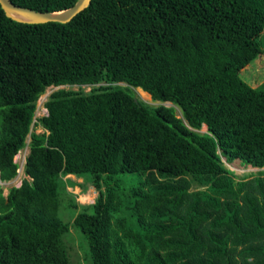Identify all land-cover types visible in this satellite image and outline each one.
<instances>
[{"label": "trees", "instance_id": "1", "mask_svg": "<svg viewBox=\"0 0 264 264\" xmlns=\"http://www.w3.org/2000/svg\"><path fill=\"white\" fill-rule=\"evenodd\" d=\"M263 53L264 0H92L37 24L0 6V181L29 136L21 184L0 186V264H69L71 227L92 264H264V173L237 178L222 160L264 167V84L240 75ZM149 67L162 78L135 76ZM63 85L77 90L50 92L34 121Z\"/></svg>", "mask_w": 264, "mask_h": 264}, {"label": "rangeland", "instance_id": "2", "mask_svg": "<svg viewBox=\"0 0 264 264\" xmlns=\"http://www.w3.org/2000/svg\"><path fill=\"white\" fill-rule=\"evenodd\" d=\"M178 53H180V55L182 56L186 55V52H183V51H180ZM148 65H151V63L148 62ZM146 69H147L146 71L135 70V76L142 77L143 79L151 81V82H156L162 78V74L157 72V70H155L154 68L149 67ZM240 75L251 86L256 87V86L263 85L264 84V53L261 55H258L244 69H242L240 71ZM168 81H172V80L169 79ZM121 84L124 85V83H121ZM57 88L77 90V86L75 85L47 87L37 101L34 121L36 118L46 114V109L44 107V101L47 95L50 92L56 90ZM82 88L84 91L87 92L90 90L91 87L82 86ZM133 92H134L135 98H140L151 105H157L160 103L158 101H152L150 94L148 93L147 95L143 93L144 91L139 87L134 88ZM163 104L171 105L168 102H165ZM176 113L178 115H181V111L177 107H176ZM205 128H206V125L203 126L201 130H204ZM36 132L41 133L42 129L40 127H37ZM28 143H29V136L26 139L25 146L15 156V160L19 165L17 175L10 181H4V182L0 181V186L3 189L4 195L7 194L8 189L10 187L20 185L22 179L25 177V175L23 174V166H24L25 157L29 150ZM222 160L224 161L226 167H228L230 170H232L235 173L237 178L250 177L258 173L259 171L264 173V167L263 168L252 167L251 165L241 162L238 158L234 159L231 162H226L224 157H222ZM123 176L124 175H121L120 178L123 179ZM68 178L72 179L73 182L71 183L64 182V185L66 184L65 186L68 192H72L74 194L76 201L81 202V203H88L94 200V198L96 197V192L91 187L90 183H87L85 179L83 178L75 179L73 177H68V176H64L63 180H66ZM86 178L89 179L90 176L87 175ZM64 239H71L74 243L73 247H75L69 250L68 252L69 264H92L91 261L87 258L88 247L86 244L85 237L81 232H79V230L75 229L74 227H71V234L65 235ZM69 245H72L71 242Z\"/></svg>", "mask_w": 264, "mask_h": 264}, {"label": "water", "instance_id": "3", "mask_svg": "<svg viewBox=\"0 0 264 264\" xmlns=\"http://www.w3.org/2000/svg\"><path fill=\"white\" fill-rule=\"evenodd\" d=\"M92 0H76L75 3L65 9L57 11H40L14 4L11 0H0V6L5 15L17 22L37 24L46 22L67 23L78 13L84 11Z\"/></svg>", "mask_w": 264, "mask_h": 264}, {"label": "crops", "instance_id": "4", "mask_svg": "<svg viewBox=\"0 0 264 264\" xmlns=\"http://www.w3.org/2000/svg\"><path fill=\"white\" fill-rule=\"evenodd\" d=\"M65 176H68V177H73V178H75L76 179V177H74L73 175H65ZM69 179V178H68ZM69 180H71L72 182H73V180L72 179H69ZM83 198V197H82ZM86 198V197H85ZM83 202V201H82Z\"/></svg>", "mask_w": 264, "mask_h": 264}, {"label": "bare ground", "instance_id": "5", "mask_svg": "<svg viewBox=\"0 0 264 264\" xmlns=\"http://www.w3.org/2000/svg\"><path fill=\"white\" fill-rule=\"evenodd\" d=\"M143 93H145V94H147V95H148V93H146V92H143Z\"/></svg>", "mask_w": 264, "mask_h": 264}]
</instances>
